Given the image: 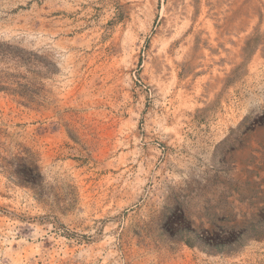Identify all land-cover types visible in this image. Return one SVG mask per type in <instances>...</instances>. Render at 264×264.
Segmentation results:
<instances>
[{
    "label": "rangeland",
    "instance_id": "1",
    "mask_svg": "<svg viewBox=\"0 0 264 264\" xmlns=\"http://www.w3.org/2000/svg\"><path fill=\"white\" fill-rule=\"evenodd\" d=\"M0 264H264V0H0Z\"/></svg>",
    "mask_w": 264,
    "mask_h": 264
}]
</instances>
